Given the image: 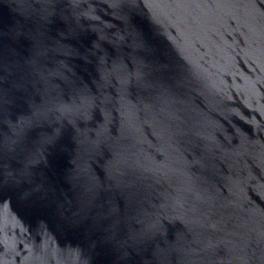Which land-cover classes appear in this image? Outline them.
<instances>
[{"label":"water","instance_id":"obj_1","mask_svg":"<svg viewBox=\"0 0 264 264\" xmlns=\"http://www.w3.org/2000/svg\"><path fill=\"white\" fill-rule=\"evenodd\" d=\"M0 264H264V0H0Z\"/></svg>","mask_w":264,"mask_h":264}]
</instances>
